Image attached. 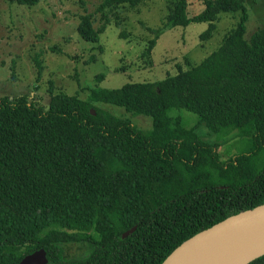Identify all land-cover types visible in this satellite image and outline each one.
<instances>
[{"label":"trees","instance_id":"16d2710c","mask_svg":"<svg viewBox=\"0 0 264 264\" xmlns=\"http://www.w3.org/2000/svg\"><path fill=\"white\" fill-rule=\"evenodd\" d=\"M202 1L188 16L186 0H168L141 52L149 55L164 28L205 21L199 37L206 38L220 11L237 12L194 64L158 80L87 87L85 97L51 91L46 104L0 95V264L38 247L45 264H159L196 231L264 202V25L245 39L244 0ZM139 2L100 0L96 10ZM103 27L94 29L85 13L76 30L94 41ZM94 102L149 115L150 128ZM173 106L194 112L195 123L167 114ZM200 122L249 145L220 158L194 130ZM245 264H264V253Z\"/></svg>","mask_w":264,"mask_h":264},{"label":"rangeland","instance_id":"374dc122","mask_svg":"<svg viewBox=\"0 0 264 264\" xmlns=\"http://www.w3.org/2000/svg\"><path fill=\"white\" fill-rule=\"evenodd\" d=\"M99 1L37 0L25 5L0 0V95L26 94L29 100L46 104L51 91L85 97L87 87L158 80L178 67L198 62L217 46L237 18V12L220 11L211 35L206 38L199 37L205 21L164 28L145 56L141 52L154 37L149 28L163 23L168 0H141L134 6L122 4L113 12L96 10ZM244 4L247 17L243 37L248 39L253 30L264 25V0H244ZM202 6V0H186L185 13L190 16ZM85 13L94 29L104 26L97 40H86L76 30L79 16ZM97 73H101L100 78ZM94 103L130 118L141 129L150 128L149 115L132 113L109 102ZM167 114L177 117L184 126L197 119L194 112L183 107H169ZM194 130L204 140L216 144L220 158L245 149L250 142L248 137L234 135L232 131L218 135L203 122Z\"/></svg>","mask_w":264,"mask_h":264},{"label":"water","instance_id":"95a60500","mask_svg":"<svg viewBox=\"0 0 264 264\" xmlns=\"http://www.w3.org/2000/svg\"><path fill=\"white\" fill-rule=\"evenodd\" d=\"M92 112V109H91ZM132 225L121 233L125 236ZM264 253V202L229 214L182 240L159 264H245ZM38 247L15 264H45Z\"/></svg>","mask_w":264,"mask_h":264}]
</instances>
